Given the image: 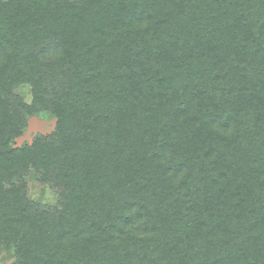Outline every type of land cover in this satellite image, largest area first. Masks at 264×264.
<instances>
[{"label":"trees","instance_id":"16d2710c","mask_svg":"<svg viewBox=\"0 0 264 264\" xmlns=\"http://www.w3.org/2000/svg\"><path fill=\"white\" fill-rule=\"evenodd\" d=\"M40 109L54 131L12 147ZM1 243L15 264H264V0H0Z\"/></svg>","mask_w":264,"mask_h":264},{"label":"rangeland","instance_id":"374dc122","mask_svg":"<svg viewBox=\"0 0 264 264\" xmlns=\"http://www.w3.org/2000/svg\"><path fill=\"white\" fill-rule=\"evenodd\" d=\"M13 94L22 101L30 104L32 101L31 87L28 83L14 85ZM24 123L20 132L12 138V147H20L30 144L38 135H49L55 129L56 118L48 111L34 110L29 113L23 112ZM22 182L24 190L30 202L42 208H57L59 206V190L51 182H42L40 175L33 168L23 173ZM0 264H15L16 255L13 246L5 243L0 244Z\"/></svg>","mask_w":264,"mask_h":264}]
</instances>
